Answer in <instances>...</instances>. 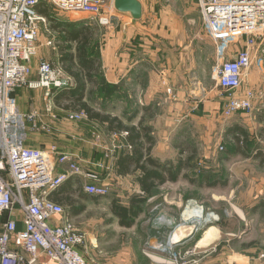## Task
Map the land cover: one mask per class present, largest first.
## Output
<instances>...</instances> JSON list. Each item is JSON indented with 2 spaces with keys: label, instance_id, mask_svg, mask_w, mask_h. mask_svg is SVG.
<instances>
[{
  "label": "crops",
  "instance_id": "1",
  "mask_svg": "<svg viewBox=\"0 0 264 264\" xmlns=\"http://www.w3.org/2000/svg\"><path fill=\"white\" fill-rule=\"evenodd\" d=\"M140 3L142 5L140 20L131 21L128 25L120 27L113 25L112 29L108 28L110 32H107L106 43L98 51L94 71L91 73L92 80L82 82L84 100L88 99V87L90 88L89 95L94 98L96 97L93 96L95 92L105 90L106 95L102 99L112 101V117L118 118L127 126H136L141 122L150 129L154 140L151 157L159 164L176 165L179 161H183V155L179 151L180 140L191 133L196 141L193 147L195 154L198 155L201 152L204 160H212L213 151L216 152L222 146L225 152L223 158L227 162H234L233 159H235L240 163H256L259 160V164L264 165V42L254 47L252 64L243 77L240 89L236 91V95L252 94L251 111L225 117L223 111L228 96L215 81L217 55L214 44L208 41L206 43L208 45H205L202 41L195 40L196 35L205 34L197 3L189 0L154 1V4H160L161 9L165 11H162L156 18L147 12L146 2L141 1ZM175 5L181 6L183 12L185 11L184 15L187 19L189 17L186 28L185 25L174 23L170 14L167 17L168 10L175 11ZM151 10L153 11L152 8ZM237 47L235 49H238ZM228 57L232 58V55ZM68 78L71 80V88L65 91L70 92L75 90L77 82L69 76ZM61 92V90L60 92L52 90L51 93L59 95ZM96 112L99 111L96 110ZM67 113L74 112L67 110ZM33 116L35 118L32 135H43L44 139L35 140L29 144L30 148L47 150L54 145L59 153L76 156L84 173L92 172L103 175L104 172L111 171L120 178L129 176L132 181L131 190L127 188L124 190L128 200L126 204L119 206H132V199L139 196L147 197L144 203L146 204L154 190L160 189V197H162L166 195L163 193L166 191L163 189L164 185L178 183L184 179L185 173L181 171L175 182L166 181L149 193L150 195L144 194L137 182L138 173L123 175L116 165L120 156L131 153L122 133L117 135L107 131L111 137L107 143L105 142L106 144H103L104 142L95 144L87 130L74 134L63 133V137H60L63 142L59 138L55 142L41 132L51 129L48 117L40 113ZM125 116L128 117L127 121L123 119ZM83 120L86 126L94 125L95 122L87 118ZM36 132L41 133L36 134ZM237 140H240V146H237ZM101 147L105 149V153H98ZM104 155L108 159L111 158V161L104 163ZM57 172H63V169L58 167ZM244 174L249 178L247 171ZM257 179L252 194L264 195V177L257 176ZM192 180L195 182L190 183L197 182L195 179ZM84 183L93 184L82 177H70L63 186H66V189L56 196V200L65 209L63 219L73 221L76 227L87 233L86 245L78 248L86 264H93V261L95 264L100 263L99 261H107L102 262L103 264H140L136 259H142L144 264H163L159 248L165 244L166 237L156 231H149L144 238L138 239V242L136 239L133 244L129 242L133 245L129 247V250L133 252L129 258L125 256L120 260L116 259L117 257L111 259L102 257L97 260V255L95 259L92 257L94 252L101 254L106 252L105 246L112 243L107 237L97 236L92 228L94 226L109 228L112 223L115 225V217L113 218L115 215L112 211L109 212L111 204L107 203L108 198L84 193ZM209 183L210 181L208 185ZM159 202H162L161 199ZM160 207L163 209L164 206L159 205L158 208ZM171 208L176 213L175 223L180 222L177 213L182 215V205L175 203V206ZM257 208L256 205L249 204L239 208L240 215L237 216V222L241 234L237 238L242 244L261 242L257 238L246 242L243 240L248 226H257L260 221L264 222L261 215L257 214L259 211ZM162 209H153L148 214L150 216L151 213H155L156 219L163 220L166 217L162 215ZM141 215L142 211L133 218L134 224ZM103 216L107 221H102ZM0 218L1 229L2 223L7 219V214ZM212 226L216 228L211 235V237L214 236L211 244L213 243L215 248L199 261L205 260V264H250L245 254L232 251L229 238H236V236L229 235L228 232L222 234L215 224ZM207 227L209 225L204 229ZM19 228H21L20 221L18 222ZM179 230L175 229L173 243L179 242L181 238L182 230ZM189 232L187 231V234ZM199 236L193 241L196 246H200ZM151 252L155 253L156 260L151 258ZM39 264L52 263L41 259Z\"/></svg>",
  "mask_w": 264,
  "mask_h": 264
},
{
  "label": "built area",
  "instance_id": "2",
  "mask_svg": "<svg viewBox=\"0 0 264 264\" xmlns=\"http://www.w3.org/2000/svg\"><path fill=\"white\" fill-rule=\"evenodd\" d=\"M40 1L0 0V134L3 140L0 217L7 214L0 229V264H39L41 259L52 264H86L78 248L86 245L87 233L73 221L64 220V207L51 197L72 176L93 183L83 185L84 193L91 196H108L110 186L97 173H84L76 156L59 153L54 145L41 150L12 142L7 132L17 114L13 90L24 84L31 72L29 62L37 39ZM189 1L197 3L205 34L215 47V81L228 96L225 117L249 113L252 94L236 95V91L252 64L254 47L264 42V0ZM48 3L63 13L84 14L99 27L106 28L120 27L119 14H127L115 9L114 0H48ZM131 21L130 17L124 24ZM37 72L36 87L47 91L71 88V80L52 63L41 60ZM84 117L82 113L69 114L71 120ZM34 118L31 116V121ZM58 167L63 172L58 173ZM19 221L21 228L18 229Z\"/></svg>",
  "mask_w": 264,
  "mask_h": 264
},
{
  "label": "rangeland",
  "instance_id": "3",
  "mask_svg": "<svg viewBox=\"0 0 264 264\" xmlns=\"http://www.w3.org/2000/svg\"><path fill=\"white\" fill-rule=\"evenodd\" d=\"M141 1L146 2L147 12L152 17L156 18L164 11L161 9L160 4H154V1L158 0ZM193 3L196 2L193 1ZM175 6V11L168 10L167 17L170 14L174 23L185 25L186 28L189 17L187 19V16L184 15L185 11L183 12L181 6ZM150 8L153 11H150ZM37 14L40 19L36 24L37 39L34 42L33 55L30 58L31 72L26 82L13 90L17 114L8 125L7 132L11 137L10 140L27 147H30L29 144H32L35 140L42 141L44 139L43 135H32L34 120L31 122L30 119L34 114L40 113L46 115L51 124V129L49 131H41L43 132L42 134L45 133L46 136L55 142L58 138L63 142L60 138L63 137V133L74 134L87 130L95 144L98 145L101 142L106 144L110 140L111 135L107 133L105 125L94 122V125L86 126L83 123L85 117L82 120H71L67 113L68 109L64 110V107H68L72 103V98L70 96L56 98L57 92L51 95L52 89L47 91L45 88L36 87V84L39 78L37 65L40 59L58 66L64 75L75 79L74 75L77 73L76 66L78 64L77 56L80 55V53H77V49L83 46L84 39H88V43L84 46H87L88 55L94 59L97 57L100 47L106 43L107 32H110V30L106 27H99L84 14L60 12L52 4L48 3V0L39 2ZM119 17L120 21L118 23L124 26L126 25L124 22L129 21L131 16L127 13L119 14ZM114 26L111 25L109 28L112 29ZM74 34H76L75 38L77 40L70 41L69 35ZM195 40L202 41L205 45H208L206 43L211 41L205 34L196 35ZM73 55L77 56L74 57L73 61L69 62V57ZM89 90L90 88L88 87L87 102L90 107L102 114L111 115L113 113L111 111L112 101L102 99L106 95V91L95 92L93 96L96 97L94 98L89 95ZM61 91L65 90L62 89ZM48 92L50 97L47 96ZM123 119L127 121L128 117L125 116ZM41 132H36V134ZM180 141L179 151L183 152L182 159L186 160L189 155L194 157L196 154L193 147H195L196 141L192 134H187ZM2 144L3 140L0 134V147ZM100 152L105 153L106 151L101 147L98 153ZM224 154V148L222 151L216 150V152L213 151L212 160H204L203 154L199 152L190 162V168L183 170L190 179H195L197 182L193 184L184 178L178 183H168L163 187L166 190L163 193L166 195H162V197H160V189L154 190L148 203L140 206L142 209L141 217L135 220V224L131 220L130 223L132 225L130 227L120 226V220L116 216H113V218L115 217V225L112 223L109 228L94 226L92 229L97 236L107 237L112 243L105 246L106 252L102 254L94 252L92 257L95 259V255H97V260L102 257L109 259L117 257L116 259L120 260L125 256L129 258L130 254H133L129 250L130 245L133 247L134 241L137 240L138 242V239L144 238L149 231H156L166 237L165 244L159 248L163 264H205V260V262L203 260L200 262L199 260L215 248V245L211 244V241H214V236L202 246H196L193 241L203 233L206 226L215 224L222 234L228 232L230 233L229 235L236 236V238H229V244L233 252L245 254L249 258L250 264H264V222L260 221L257 226L253 225V228L248 226L247 233L243 237L244 242L252 238H257L261 242L242 244L237 238L241 234V229L237 222V216L240 215V207L245 204L256 205L259 210L257 214L261 215V219H264V195L252 194L253 188L257 184V176L264 177V165L262 163L259 164V160L256 163H240L235 159H233L234 162H227L223 158ZM103 161L107 163L111 161V158L108 159L104 155ZM245 171L248 172L249 178L245 176ZM99 177L111 189L109 195L105 197L108 198L106 199L107 203L111 204L109 212L112 211L113 204L118 206L126 204L128 196L125 195L126 192L124 190L125 188L131 190L130 184L132 182L129 176L120 178L118 175L111 173V171H107L103 175L99 174ZM207 177L210 185L203 180ZM160 199L162 202H159ZM175 203L182 205L183 209L182 215L179 212L177 213L178 221L180 220L178 223H175L176 213L171 208L175 206ZM159 205H163V209L161 207L158 208ZM153 209H162V215L166 218L163 220L156 219L155 213H151L149 216L148 213ZM102 221H107L105 216H103ZM175 224L177 225L175 226ZM175 229L182 230L181 238L177 243L172 242ZM187 231H190L189 234H187ZM129 242H132V244H129ZM187 252H190V254H186ZM150 254L151 258L156 260L155 253L151 252ZM136 261L144 264L142 259H136ZM99 262L96 264H103L107 261ZM121 262L123 263L124 261ZM93 264H95V261H93Z\"/></svg>",
  "mask_w": 264,
  "mask_h": 264
},
{
  "label": "trees",
  "instance_id": "4",
  "mask_svg": "<svg viewBox=\"0 0 264 264\" xmlns=\"http://www.w3.org/2000/svg\"><path fill=\"white\" fill-rule=\"evenodd\" d=\"M76 34L69 35V40H77ZM88 43V39H84L83 46L77 49L76 55L78 58L77 64V73L74 75V78L77 82V87L75 90L67 92H61L57 98H63L65 96H70L72 98V103L68 107H64L65 110H71L74 113H82L85 116V119L95 121L97 123L103 124L106 126L107 131L120 134L126 133L124 137L126 145L130 148L131 153L125 156H120L117 159V167L123 175L128 174H137L138 173V184L141 187V190L144 194L150 195L155 188L162 185L166 181L175 182L181 171L185 168H190V162L193 157H189L185 160L179 161L178 164L174 165L172 163L159 164L151 157V150L154 145L153 137L151 136L150 129L147 126H144L143 123L139 122L136 126H127L124 125L118 118L111 117L109 114H102L96 112L95 109L90 107L87 101L83 98V83L84 80H92V72L94 71L96 58H92L87 53V46H84ZM75 55L69 57V62L73 61ZM70 71V70H69ZM237 146H240V140H237ZM181 154L183 152H180ZM187 165H185L186 163ZM183 177L189 182H195L189 178L187 174H184ZM208 183L209 179H203ZM215 184V183H213ZM64 186V185H63ZM61 187L57 193H55L51 200L57 204H60L56 200V196L64 192L65 187ZM147 200V197L139 196L133 198L131 201L132 206L123 207L116 204L112 205V212L120 220L121 226L130 227L132 225L130 222L134 217H137L142 211L141 205H143Z\"/></svg>",
  "mask_w": 264,
  "mask_h": 264
},
{
  "label": "water",
  "instance_id": "5",
  "mask_svg": "<svg viewBox=\"0 0 264 264\" xmlns=\"http://www.w3.org/2000/svg\"><path fill=\"white\" fill-rule=\"evenodd\" d=\"M113 4L117 11L130 14L133 21L142 17V5L138 0H114Z\"/></svg>",
  "mask_w": 264,
  "mask_h": 264
},
{
  "label": "bare ground",
  "instance_id": "6",
  "mask_svg": "<svg viewBox=\"0 0 264 264\" xmlns=\"http://www.w3.org/2000/svg\"><path fill=\"white\" fill-rule=\"evenodd\" d=\"M216 231V228L214 226H209L207 227L206 229H204V232L203 234H201V236L199 237V241H198V244L201 246V245H204L208 239H210L211 235Z\"/></svg>",
  "mask_w": 264,
  "mask_h": 264
}]
</instances>
